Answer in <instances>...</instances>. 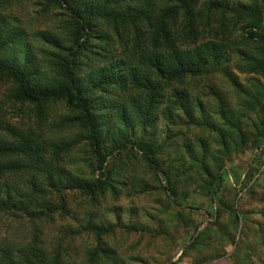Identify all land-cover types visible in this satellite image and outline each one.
<instances>
[{
	"label": "trees",
	"instance_id": "1",
	"mask_svg": "<svg viewBox=\"0 0 264 264\" xmlns=\"http://www.w3.org/2000/svg\"><path fill=\"white\" fill-rule=\"evenodd\" d=\"M233 59L239 73L264 80V0L232 5L228 0H0V217L24 220L30 236L16 254L3 246L0 264H119L103 243L113 228L91 218L85 228L97 244L85 249L84 263L78 249L62 251L60 242L48 250L41 241L44 224L66 213L63 199L52 193L64 171L59 166L77 140L50 138L76 130L89 148L85 164L93 176L77 185L94 201L116 195L114 182L129 160L139 157L171 205L183 206L186 195L179 186L196 177L219 205L210 214L215 223L224 212L233 231L238 229L242 215L220 197L224 166L231 143L239 149H261L264 143V85H253L251 92L231 79L241 105L238 111V104L228 106L212 75ZM201 87L216 102L220 119L217 159L210 163L203 137L214 127L200 100ZM56 103L69 112L57 121ZM7 104L31 107L25 128L8 122ZM160 114L183 126L173 135L180 145L155 141ZM252 115L249 134L242 126ZM32 118L37 124L31 127ZM191 129H200L202 137L188 138ZM190 208L188 213L195 206ZM211 226L193 234L182 255L206 240ZM217 235L224 238L221 230Z\"/></svg>",
	"mask_w": 264,
	"mask_h": 264
},
{
	"label": "rangeland",
	"instance_id": "2",
	"mask_svg": "<svg viewBox=\"0 0 264 264\" xmlns=\"http://www.w3.org/2000/svg\"><path fill=\"white\" fill-rule=\"evenodd\" d=\"M228 1L230 5L236 2ZM237 65L233 59L225 66L224 71L212 75V81L223 101L230 107L238 104V107H235L236 111L240 110L241 104L236 97L237 92L231 87V79L251 92H254L253 85L261 88L264 85L262 77L241 74L236 69ZM4 86L2 91L6 89ZM205 93L206 90L201 87L200 100L203 101L209 123L214 127L211 132L204 130L206 134L203 137L206 138L205 150H208L204 155L210 163L217 159L216 136L220 131V119L217 115L216 102L210 97L206 98L203 95ZM55 107L57 121L64 113L65 106L56 103ZM5 110L7 118L9 117L7 120L12 126L25 128L29 123L28 114L31 107L28 110L24 105L17 104L12 107L7 104ZM194 115L199 116L197 109L194 110ZM35 119L32 118L30 121L31 127L37 124ZM254 119L252 115L243 122L246 125L242 124L245 127L242 126L243 131L249 134L254 132L252 125ZM184 122L185 119H182V124ZM51 124L53 123L49 122L46 127L47 135H50ZM180 127L183 126L166 120L160 114L156 117V127L152 131L155 141L157 144L164 141L165 147L171 144L180 145L181 138L174 137ZM181 131L185 132L186 129L183 128ZM191 132L187 135L190 139L196 135L202 137L200 129H191ZM78 133L76 130L62 135L61 138H50L54 141L64 139L65 142L67 140L72 142L73 138L77 140L74 142L75 145L71 146L73 151L70 156L59 166L64 171L59 178L57 176L52 193L63 199L66 213L58 212L52 222L43 223L45 226L41 241L48 250L62 242V251L78 249L81 255L80 263L86 262L88 258L84 256L85 249L91 250L97 244L94 235L89 234L85 228L88 219L91 218L93 224L113 228L103 243L106 244L105 249L114 253L112 258L117 259L119 264H264V216L261 215L264 213V143L261 149H254L251 145H245L243 149L233 146V143L229 145L230 157L224 166L227 170V179L223 182L220 197L232 204L234 211L242 215L243 222L233 231L227 213L222 212L216 223L214 216H210L219 205L212 203L206 188L203 189L196 177L186 180L187 182L179 186L182 195L186 197L183 206L178 208L171 205L163 192L154 186L149 178L150 172L144 169L139 160L137 161L139 157L131 158L130 167L123 169L119 179L114 182L118 187L115 190L116 195L111 192L105 193L104 198L94 201L77 185V182L82 183L81 179L88 180L93 177L90 168L85 164L89 148L79 138ZM196 150L199 153L201 151L198 148ZM87 152L88 154H85ZM62 155L63 152L60 153L61 157ZM95 176L97 177L98 173ZM146 186L147 190H143ZM54 202L56 204V200ZM193 205L195 209L188 213ZM25 224L24 220L10 222V219L0 217V249L9 246L16 254L19 249L24 248L30 241ZM208 224H212V228L206 240L182 255L185 247L193 242L191 236L193 234L197 236ZM129 226L134 227L130 232L127 231ZM219 230L224 233V238L217 235ZM231 236H234L232 244L229 243ZM102 264L110 263L103 261Z\"/></svg>",
	"mask_w": 264,
	"mask_h": 264
}]
</instances>
